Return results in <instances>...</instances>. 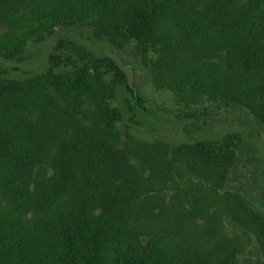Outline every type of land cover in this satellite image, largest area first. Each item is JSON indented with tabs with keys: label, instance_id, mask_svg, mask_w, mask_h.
<instances>
[{
	"label": "rangeland",
	"instance_id": "obj_1",
	"mask_svg": "<svg viewBox=\"0 0 264 264\" xmlns=\"http://www.w3.org/2000/svg\"><path fill=\"white\" fill-rule=\"evenodd\" d=\"M104 1L0 0V44L25 50L18 61L0 58L3 80L18 91L8 130L36 161L51 153L58 170L45 202L55 215L79 198L98 230L121 201L123 230L113 231H147L138 237L159 263L213 264L221 256V264H264L256 219L264 213V0ZM125 4L149 14L130 38L118 32ZM106 51L132 67L146 98L141 115ZM68 71L72 79L62 76ZM191 92L195 103L182 100ZM103 103L122 119L101 120ZM225 133L238 136L239 148L221 161L229 168L216 181L204 164L213 159L198 161L179 143ZM51 168L36 173L33 186L46 187ZM107 251L113 256L114 246Z\"/></svg>",
	"mask_w": 264,
	"mask_h": 264
},
{
	"label": "trees",
	"instance_id": "obj_2",
	"mask_svg": "<svg viewBox=\"0 0 264 264\" xmlns=\"http://www.w3.org/2000/svg\"><path fill=\"white\" fill-rule=\"evenodd\" d=\"M103 1L101 0V5L104 7ZM119 15H117L119 19L118 32L126 33L125 38L132 37L131 33L136 30L140 31L149 25V14L146 7L130 8L128 4H125ZM88 16V14L85 15L81 20H86ZM98 36L102 35L98 34ZM239 48L245 53L250 51L249 46L245 43ZM24 52L25 50L20 46L0 44L1 59L18 61ZM104 59L111 64L115 72H122L108 56L104 55ZM243 64L247 65L246 62ZM249 72V68L245 70L244 79ZM72 73L68 71L62 76L72 79ZM3 74L0 68V264H136L137 262L139 264H167L166 262H157L153 250L149 246L145 248L140 242L138 236L146 238L147 231L136 234L131 230L128 233L124 230L123 234L127 235L125 238L120 233L113 231V227L122 228V223H120L123 215L121 201L110 217L104 216L100 221L101 224L103 221L104 224H107L106 228H103V225L98 222V230L95 228L96 226L93 227L98 218L88 216L79 198L74 196L68 198L70 208L61 209L53 215L57 211H54L56 205H48L44 196L49 193V187L55 186L58 169L54 168L55 164L52 163L51 153L42 155L43 159L36 161V158H33L32 150L25 152L18 148L16 143L18 137L13 135V129H11L12 132L8 130L10 106L14 105L12 101L9 104L8 102L15 98L18 92L17 84L10 79L3 80ZM260 77L264 79V70L260 71ZM191 81L193 82V80ZM125 85L131 95V106L137 115H141L146 98L137 91L135 86L133 89L128 86L126 77ZM167 87L173 92L179 89H175L174 86ZM104 94L105 96L109 95L108 91H105ZM193 95L194 93L191 92V95L188 97L185 95L182 100L186 98L195 103L197 97L194 98ZM98 110L100 114L102 113L100 119L106 120L109 124L122 119L121 111H111L105 107L104 103L98 107ZM96 121L98 123V119ZM238 142L237 135L225 133L219 138H196L184 141L179 143L181 144L179 146H182V151L186 150L189 156L192 155L198 161L203 162L205 156L212 158L214 160H212V164L208 161H204V164L218 181L220 177L218 170L229 168L221 164V161L237 158ZM43 161L46 163L45 165H41ZM51 164L52 171L45 179L47 186L38 188L33 186L32 179L35 180L36 173H39L40 170H43L44 173V170ZM33 172L34 174H32ZM61 200L63 199L61 198ZM42 207L46 208L42 209ZM41 215L48 216L49 219L43 225L37 228L33 227L32 222ZM256 217L264 228V213L260 211ZM154 233L156 232L152 233L153 237ZM152 236L148 235L146 243H150ZM108 246H114L113 256L108 253ZM147 249L150 250V253L145 252ZM220 257L211 260V263L221 264L222 258ZM176 264L186 263L178 261Z\"/></svg>",
	"mask_w": 264,
	"mask_h": 264
},
{
	"label": "water",
	"instance_id": "obj_3",
	"mask_svg": "<svg viewBox=\"0 0 264 264\" xmlns=\"http://www.w3.org/2000/svg\"><path fill=\"white\" fill-rule=\"evenodd\" d=\"M105 55L108 56L111 60L115 62V64L119 67V69L125 74L128 86L133 89V70L132 67L125 64L122 59L115 53L106 51Z\"/></svg>",
	"mask_w": 264,
	"mask_h": 264
}]
</instances>
